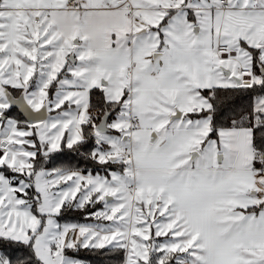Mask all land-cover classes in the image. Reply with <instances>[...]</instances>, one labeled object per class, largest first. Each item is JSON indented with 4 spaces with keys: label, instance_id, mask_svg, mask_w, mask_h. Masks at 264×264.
<instances>
[{
    "label": "snow or ice",
    "instance_id": "obj_1",
    "mask_svg": "<svg viewBox=\"0 0 264 264\" xmlns=\"http://www.w3.org/2000/svg\"><path fill=\"white\" fill-rule=\"evenodd\" d=\"M82 250L264 264V0H0V264Z\"/></svg>",
    "mask_w": 264,
    "mask_h": 264
},
{
    "label": "trees",
    "instance_id": "obj_2",
    "mask_svg": "<svg viewBox=\"0 0 264 264\" xmlns=\"http://www.w3.org/2000/svg\"><path fill=\"white\" fill-rule=\"evenodd\" d=\"M64 222L83 223V222H89V221L84 220L83 217L79 213H66L65 217L61 220V223H64ZM79 255H80V258L90 261V264H98V261L102 259V258H98L92 253L87 252L86 250H82Z\"/></svg>",
    "mask_w": 264,
    "mask_h": 264
},
{
    "label": "rangeland",
    "instance_id": "obj_3",
    "mask_svg": "<svg viewBox=\"0 0 264 264\" xmlns=\"http://www.w3.org/2000/svg\"><path fill=\"white\" fill-rule=\"evenodd\" d=\"M92 221H89V222H83V223H91Z\"/></svg>",
    "mask_w": 264,
    "mask_h": 264
}]
</instances>
